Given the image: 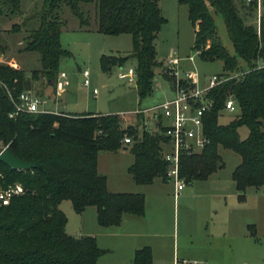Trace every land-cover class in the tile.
Returning <instances> with one entry per match:
<instances>
[{"label":"trees","instance_id":"1","mask_svg":"<svg viewBox=\"0 0 264 264\" xmlns=\"http://www.w3.org/2000/svg\"><path fill=\"white\" fill-rule=\"evenodd\" d=\"M245 1L178 0L188 8V20L195 29V48H203L200 58L205 62L220 61L223 72L249 71L208 92L210 110L204 118V133L209 144L199 154L180 157L179 178L187 184L206 180L221 168L218 149L222 148L240 157L231 178L237 191L243 193L264 188V69L258 70L256 64L258 57L264 59V46L260 49L256 28L239 13L238 5L254 16V7H247ZM81 4L94 5L93 27L89 16L81 11ZM62 6L70 9L80 28L93 29L104 36H131V54L124 58L102 56L100 68L109 72L128 58L135 59L140 98L151 93L156 69L166 78L155 51L157 36L166 24L158 0H45L38 12L10 29L20 33L30 21L38 24L22 39L21 52L39 56V71L27 74L0 64V82L14 98L31 90L39 76L55 86L59 63L67 57L60 45L65 25ZM210 8L224 21L232 54L217 37ZM19 9L20 0H0V17L15 15ZM262 36L264 44V25ZM228 96L236 100L238 114L223 125L219 117ZM12 110V102L0 86V150L7 146L15 156L37 163L40 169L12 171L0 162V186L20 184L24 189L23 195L0 206V264H96L105 251L98 248L94 238L67 235L66 217L59 205L69 201L76 214L94 207L101 228L119 226L126 214L142 217L144 196L110 193L106 178L97 172V156L100 152H118L125 146L124 136L133 135L129 153L134 162L127 170L133 183L145 186L157 178L168 181L167 164L160 156L165 141L161 130L150 133L141 129L139 116L138 125L122 130L113 115L46 112L20 114L11 120L8 114ZM243 127L249 131L245 139L239 136ZM24 139L39 146L27 147ZM238 199H245V195ZM132 264H152L151 249H137Z\"/></svg>","mask_w":264,"mask_h":264},{"label":"rangeland","instance_id":"2","mask_svg":"<svg viewBox=\"0 0 264 264\" xmlns=\"http://www.w3.org/2000/svg\"><path fill=\"white\" fill-rule=\"evenodd\" d=\"M44 1L20 0L19 13L0 17V64L7 65L12 69L22 70L27 74L39 71V56L36 53L21 52L23 48L22 39L27 31L37 27V22L30 21L20 33H12L10 29L12 25L21 24L38 12ZM158 4L162 16L166 20V24L155 41L158 61L165 67L167 58L171 53H174L180 59L179 70L197 73L201 87L206 85L210 77L221 75L223 65L220 61L205 62L195 54V29L188 20L187 6L180 4L178 0H158ZM80 9L89 16L91 27H93L94 5L81 4ZM238 9L240 15L246 19L247 24L252 25L254 16L239 5ZM61 10L65 25L61 29L60 45L66 52L67 57L59 63L58 76L61 73L65 74L66 78L63 80L65 86L60 97L56 98L54 86H50L46 79L39 76L38 80L32 83L31 90L46 101L44 105L40 106L41 110L56 108L68 115H113L117 116L121 125L128 127L139 123L134 111L151 108L171 96L168 82L159 69L155 70L151 93L143 98L138 96L136 79L133 84H130L126 79H120L119 75L127 73L128 69L135 71L136 61L133 58H128L121 66L112 67L109 72L102 71L100 68V58L102 56L124 58L131 54V36H104L93 29L80 28L78 19L73 16L67 6H62ZM210 11L215 22L217 37L226 50L232 54V45L222 17L214 13L211 8ZM206 46L208 48L209 44H206ZM188 57H192V60H189ZM84 72H87V77H83ZM85 79L88 82L86 86L83 85ZM93 90L97 91L95 96ZM237 114L238 112L223 111L220 114L219 123L227 124ZM248 134L247 128L239 129L241 139H245ZM132 136L125 135L124 138L129 137L132 139ZM23 143L27 147L39 146V144L33 145L28 141ZM129 147L130 145L124 146L121 149V155L101 152L99 156V173L103 174L105 172L107 174V189L111 192L123 190L117 189L115 186L116 181L122 178L129 179L130 177L126 172V166L132 160ZM61 148L66 149V146L62 145ZM218 154L221 159V168L206 180L193 181L189 184L183 182L184 187L178 194L172 179L168 181L159 179L152 187L140 185L128 189L137 192L132 194H142L144 199L146 197L149 213L152 211L151 202L154 198L159 197L163 201L162 241L169 253H173L176 249L179 250L175 257V263L181 261L194 263V260H198L193 254L195 240L190 238V235L194 236L195 234V229H192V227L203 213H207V208L217 210L223 201L222 198L218 200L209 199L208 195L213 192L220 195L226 194L231 189L234 194L236 192L231 176L234 169L240 164V157L232 151L222 148L218 149ZM260 192V200L254 202L251 200V205L249 203L251 214L258 213L259 208H257V205L259 201L260 213L264 214V188ZM232 201L233 204L236 203L234 200ZM227 203H229V200H227ZM59 209L66 217L65 233L67 235L94 238L99 249L105 251V253L106 250L109 251L106 254L104 253L96 264H123L127 238L109 236L110 234L105 235L115 230H108L107 232L106 229L98 226L94 207L86 208L81 214H76L72 210L70 202L63 201L59 205ZM188 224L191 225L189 233L185 230ZM219 243L223 246L221 240H219ZM252 243L257 245L247 254L246 262L248 264H264V236L257 235Z\"/></svg>","mask_w":264,"mask_h":264},{"label":"built area","instance_id":"3","mask_svg":"<svg viewBox=\"0 0 264 264\" xmlns=\"http://www.w3.org/2000/svg\"><path fill=\"white\" fill-rule=\"evenodd\" d=\"M247 7H254V22L253 26L257 30V35L260 41V49H263L262 28L264 25V0H246ZM203 48L196 49L195 54L200 55ZM192 60V57H188ZM180 59L171 53L165 62L167 68L166 80L171 96L164 101L154 105L151 108L134 111L136 117H140L141 129L150 133H155L161 130L165 139L161 145V159L167 164L166 177L168 180H173L176 193L178 194L184 187L183 181L179 178L178 168L181 156H193L201 153L209 144L208 138L204 133V118L210 110V102L207 94L213 88L229 82L238 80L245 76L249 71H239L237 73L223 72L221 75L210 77L204 87L199 85V76L195 72L180 71L178 66ZM257 69H264V59L258 57ZM14 66V65H12ZM16 68V67H14ZM83 77H87V72L83 73ZM66 78L64 73L59 74L55 83V97H60L64 91ZM119 78L127 80L133 84L136 75L133 69H128L127 73L120 74ZM88 84L85 79L83 85ZM0 86L6 91L13 105V110L8 114V118L15 120L20 114H37L46 113L41 110L40 106L46 103L32 90L21 92L16 98L0 82ZM97 94L93 90V95ZM223 111L234 113L238 112V106L233 96H228L224 102ZM131 144V139L125 137L123 145ZM7 146L0 150V153ZM24 194V189L20 184L9 185L6 188L0 186V206H7L14 197ZM175 264H198L181 261Z\"/></svg>","mask_w":264,"mask_h":264},{"label":"crops","instance_id":"4","mask_svg":"<svg viewBox=\"0 0 264 264\" xmlns=\"http://www.w3.org/2000/svg\"><path fill=\"white\" fill-rule=\"evenodd\" d=\"M44 111L54 114H65L56 108L44 109ZM100 154L101 152L97 156L98 173ZM115 154L121 155V150ZM133 162L134 159L132 156L130 164L126 166L127 174V170L133 164ZM101 175L106 178L107 184V174L103 172ZM157 180H159V178L155 179L152 184L145 186H155ZM115 186L117 189L120 188L123 190L111 192L108 189L110 193H137L133 192L134 190L129 191L128 189L129 187L131 188L132 186L140 185L133 183L130 176L129 179H119L116 181ZM235 190V194L231 189L230 192L226 194L220 195L216 194V192H213L212 194L208 195L209 199L218 200L222 198L223 201L217 210L215 208V210L207 208V213H203L194 224V227H192V229H195V234L194 236L190 235V238L195 240L193 254L198 259L194 260L196 263L199 261L198 264H248V262H246L247 254L250 253L252 248H256L257 245L256 243H252L253 240L257 237V235L261 237L264 236V214L260 213L261 208L258 207L260 201L257 205V208H259L257 210L258 213L251 214L250 212V205L252 201L254 202L255 200H260L261 189H248L245 193H243L237 191L235 186ZM241 195H245V199L239 200L238 197ZM227 200H229V203H227ZM232 200H234L236 203L233 204ZM162 206L163 201L159 197H157V199L154 198L151 202L152 211L149 213L148 203L145 197V213L142 217L126 214L122 217V221L119 226L103 228L106 229L107 232L108 230H115L105 235L110 234L109 236L114 235L127 238V247L125 250V258H123L124 261L122 262L123 264H132L134 252L137 249L143 247H149L151 249L152 264H175V257L179 250L176 249L173 251V253H169L168 249L164 246V242L162 241V218L164 216L162 214ZM190 228L191 225L188 224L185 230L189 233ZM219 240L223 242V246L219 243ZM108 252L109 251L106 250V253Z\"/></svg>","mask_w":264,"mask_h":264},{"label":"water","instance_id":"5","mask_svg":"<svg viewBox=\"0 0 264 264\" xmlns=\"http://www.w3.org/2000/svg\"><path fill=\"white\" fill-rule=\"evenodd\" d=\"M166 67H163L162 71H166ZM122 130L125 129V125H121ZM0 162L8 167L12 171H30L40 169V166L35 162H26L15 156L7 148L0 153Z\"/></svg>","mask_w":264,"mask_h":264}]
</instances>
